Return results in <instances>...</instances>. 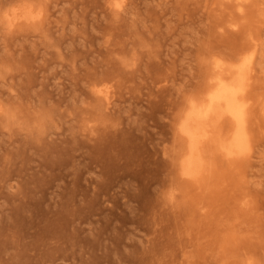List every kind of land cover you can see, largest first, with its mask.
<instances>
[{
  "label": "rangeland",
  "instance_id": "rangeland-1",
  "mask_svg": "<svg viewBox=\"0 0 264 264\" xmlns=\"http://www.w3.org/2000/svg\"><path fill=\"white\" fill-rule=\"evenodd\" d=\"M246 57L248 151L172 174ZM0 264H264V0H0Z\"/></svg>",
  "mask_w": 264,
  "mask_h": 264
},
{
  "label": "bare ground",
  "instance_id": "bare-ground-1",
  "mask_svg": "<svg viewBox=\"0 0 264 264\" xmlns=\"http://www.w3.org/2000/svg\"><path fill=\"white\" fill-rule=\"evenodd\" d=\"M248 62V57L244 58L233 71L217 63L210 82L191 98L176 120L175 132L180 140L168 152L172 174L178 172L199 185L214 164L208 160L210 152L225 160L246 154L253 113Z\"/></svg>",
  "mask_w": 264,
  "mask_h": 264
}]
</instances>
